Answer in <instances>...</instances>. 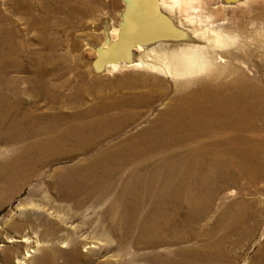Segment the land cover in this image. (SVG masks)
Returning a JSON list of instances; mask_svg holds the SVG:
<instances>
[{"label":"bare ground","instance_id":"obj_1","mask_svg":"<svg viewBox=\"0 0 264 264\" xmlns=\"http://www.w3.org/2000/svg\"><path fill=\"white\" fill-rule=\"evenodd\" d=\"M41 1L39 9L32 0H12L13 10L21 16L25 11L36 14L41 10L42 18L35 17L32 22L22 20L36 32L39 44L48 54L36 55L30 41L19 45L14 35L17 27L0 6V204L52 160L89 152L106 137L143 119L142 111L161 98L153 92L114 100L111 96V100L88 109L87 116L78 114L80 117L69 119L62 114L42 117L24 111L23 95L29 87L31 92L27 96L59 99L62 106L67 100L64 90L67 87L73 98L78 99L96 91L92 87L97 79L90 75L88 80L83 75L81 81L73 84L66 78L70 66L60 62L66 61L67 56L57 54L62 42L52 33L55 27L79 23L81 17L85 18L103 3ZM221 1L224 8L233 3L246 7L216 18L204 0H127L128 15L136 20L135 27H130V33L127 28L121 36L113 30V45L108 52L102 49L100 53L116 60L97 69L110 74L127 69L167 73L179 80L175 96L147 127L55 178L50 187L55 190L58 202L50 201L47 205L55 213H62L57 220L50 218L53 213H42L33 205L24 218L6 221L7 227L17 233L8 239L13 245L0 249V262L123 264L95 261L103 251L120 260L126 251L131 255V246L149 251L147 264H193L196 260L206 264L226 263L224 258L232 250L223 247L226 242L212 234L206 246L185 250L176 247L192 237L193 233L187 231L215 206L222 193L236 187L232 193L240 194L245 186L264 184V3ZM198 10L207 11L208 15L196 13ZM59 13L67 17L60 18ZM131 54L134 60H129ZM28 59H36L34 63L41 75L32 73L27 79L15 75L23 72ZM47 65L49 70L52 66L54 69L44 75L41 72ZM132 78L147 79L137 73ZM132 82L134 88L149 85L160 88L162 84L156 79L149 85L141 83L142 86ZM21 84L28 87L21 88ZM54 103H50V108H54ZM96 113L98 116L93 117ZM74 199V204L63 203ZM91 202L98 203L97 208L112 202L101 218L99 212L91 223L85 218L80 221L81 227H87L97 220L92 238L101 234L106 245L88 243L87 237L74 236L75 231L60 237L59 232L68 230L64 229L66 223L76 220L79 211ZM255 203L235 201L231 208L238 215L226 218L223 215L225 219H216V223L237 231L255 222L256 215L258 223L264 224V208L254 210ZM99 208L94 209V215ZM251 209L255 212L253 216L245 213ZM109 215V221H113L104 228L102 219ZM39 221L45 227L42 238L38 236ZM25 225L29 227V236L23 232ZM135 228L138 236L131 243ZM225 237L229 238V234ZM163 247L165 254H159L156 250ZM15 248L23 253L15 255L12 252ZM260 255L258 262L264 264V251Z\"/></svg>","mask_w":264,"mask_h":264},{"label":"rangeland","instance_id":"obj_2","mask_svg":"<svg viewBox=\"0 0 264 264\" xmlns=\"http://www.w3.org/2000/svg\"><path fill=\"white\" fill-rule=\"evenodd\" d=\"M32 1H34L36 5L39 6V9L42 7L41 0H32ZM100 1L103 3V5L98 6L93 12L89 13V15L86 16L85 18L82 19L81 17L79 23H77V21H74V23H72L73 25L55 27V30H53L52 33L53 34L52 36H54L55 39H58L62 42V45H60L58 47V50L56 51L57 54L61 53L67 56L66 61L60 62V63H67V65L70 66V70H67L66 72V76H67L66 78H70V83L73 84L76 83V81L77 82L81 81L83 75L85 77L84 79L88 80L89 78L88 76L90 75L93 78L97 79L96 85L92 87V89L96 91L87 94L82 99H78V98H73L74 96H72L71 91L67 87L64 89L67 95V100L63 105L65 107H63L62 104H60L59 99L57 101H53L54 99L50 97L27 96L26 94H30L31 92V89L29 87L23 95L24 101L26 103L25 108L23 110L24 111L30 110L36 116H42V117H49V116L52 117L54 114H58V115L62 114L64 117H67L69 119V117L72 118L74 116L80 117V115L78 114H84L85 116H87L85 113L88 109L90 110L97 104H101L104 101L111 100V96H113L112 100H114L122 96L127 97L129 95L141 94L144 92L145 93L153 92L157 95L160 94L158 95V97L160 96L161 98H157L156 100H154L151 106L145 108L144 111H142V116H144L143 119L138 120L133 124L129 125L122 132H117L113 135L106 137L100 144L94 146L91 150L89 149V152L84 153L83 155L79 154L76 156H67L61 159L52 160L40 171L38 169L39 172L36 175H34L31 178V180H29L23 186H21L19 190L16 191L13 194V196H11L10 199L0 204V249L1 250L3 249V247L6 246L8 247L13 245V243H8V239L13 237L17 233L16 230L7 227L6 221L8 220L11 221L12 219L17 221L18 219H21L20 217L24 218L27 211L29 212L30 209L33 207V205H36L39 208L38 210H40V212L42 213L43 212L45 214L53 213L50 218H53L55 220L58 219L57 216L59 214L60 215L62 214V213H55L53 211V208L50 207L51 205L49 206L47 205V203L49 204L50 201H55V203L58 202V200H56V192L50 187V184L55 180L56 177H58L59 174L60 175L65 174L64 170L68 171L69 168L76 167V165L81 164L82 162H87L91 160L96 154L102 152L107 147L112 146L113 144H117L121 140H124L127 137V135L129 136L147 127L149 123L155 120L158 114L164 110L166 103L171 101L175 96V85L179 80H177L172 75H169L167 73L165 74L150 70H134V69L118 70L112 74L105 72L104 70H101L100 72L98 71L99 68L103 69L108 64L116 60L115 58L110 57L106 53H104L103 55H101L100 53V50L102 49L107 50L108 52V50H110V46L113 45L112 36L115 35V34L112 35L113 30L114 31L116 30V33L118 32L117 34L121 36L122 33L125 32L127 28H128V33H130L131 31L130 27L133 25L135 27L136 24L135 23L136 20L134 22L133 16L128 15L129 8H128L127 0H100ZM255 1H257L255 2L256 4L264 3V0H255ZM204 2L208 3L207 4V6H209L208 9L210 10L211 13L213 12L212 15L215 16L216 18L230 16L233 14L235 10L239 11L246 7V5L235 6V4L233 3L231 7L224 8V2H222L221 0H204ZM13 5L14 3L12 2V0H0V6L2 10L7 13L8 18L12 22H14V24L17 27L16 31L14 32L15 41L19 45L22 44L24 41H30L31 49L34 53H36V55L39 52H44V54L46 53L48 54V51H46V49L39 44L37 40L38 36L36 32L28 29L24 21L22 20V18L23 19L25 18L26 20H29V22H32L33 18L35 17L39 16L40 18H42L43 16L42 13H39L41 10L36 12L37 15L35 13H32L31 11L29 12L25 11L22 13L21 16L17 14L16 11L13 10ZM65 8L67 9V7ZM196 13L198 14L203 13L204 15H208L207 11L202 12L201 10H198V12L196 11ZM58 16L60 18L67 17L65 16V14L62 13H59ZM239 19L240 16H237L236 20L238 21ZM104 23L106 24V26H104ZM118 35L117 38L119 39L120 36ZM135 49L136 48L132 49V51H135ZM19 53L22 55L23 50H21ZM20 54L19 56H21ZM134 59H135L134 54H131L129 60H134ZM35 61L36 59L26 60L25 61L26 67L23 70V72L15 73V75L24 76L26 79L29 76H31L32 73L34 74V76L41 75L38 72V67L34 63ZM53 69L54 66L50 67L49 70L47 65L46 67H44V71L41 73L47 75ZM136 73L146 76L147 79L134 80V78L132 77ZM127 77L129 80L127 79ZM153 79L160 80L162 82L160 88L158 86H155L153 88L152 85H149ZM131 80L134 82L136 81L137 84L145 83V85H149L151 87L148 86L147 88H145L141 84L142 87L137 86L134 88V83ZM20 86L21 88L28 87V85L26 84H21ZM96 92H100V94L98 95L96 94ZM162 93L163 94L165 93L164 96H161ZM50 103L55 104L53 109L50 108ZM97 113L93 117H97L98 116ZM6 148L10 149V146H7ZM245 187L246 188L240 194L232 193V190L237 189L236 187H231L226 192L222 193L221 195L222 197L220 196L215 201V206L207 212L208 214L204 213L205 215L204 214L201 215L203 219L201 218V221L195 223L196 225L193 224L192 228L187 231L189 233H193L192 237L189 238L188 240L186 239L184 241L185 243L183 242L182 244L176 246L177 249L185 250V249H190L192 247L198 248V247L206 246V244L212 240V238L210 237L213 235L215 239L217 238L218 240L219 238L226 242L223 247L225 248L228 247L230 250H232L231 254L225 256L226 257L224 258V260L226 261L225 264H259L258 261H260V258L262 257L260 254L264 251V224L260 222L258 223L257 221V219L259 218L258 216L256 215L254 216V218L257 217L255 222L252 221L248 223V225L246 224L245 225L246 227L245 226L241 227L237 231L236 229L233 230V228L229 229L224 227L222 223H216V219H219L221 221L226 218V215L229 216L231 215L233 217L238 215L239 212L231 208L232 204L238 200H243L247 202L253 201L254 203L256 202L255 203L256 205L253 207L254 210L257 207L264 208V197H263L264 184L260 183L259 185L256 186L249 185V187L248 186ZM115 193H117V190ZM113 200L114 199H112V201ZM75 202L76 200L74 199L72 201L63 202V203H65V205L67 206L70 204H74ZM111 203L112 202L107 203L101 208L98 207L100 211H97V214L95 215L93 211L94 209H98L96 207L97 206L96 204L98 203L96 202L88 203L83 209L79 211L80 216L76 220H71L66 223L64 229H68V230H62V232H59L60 233L59 236L67 237L69 232L75 231L74 233L76 234L74 236L87 237L88 243L94 241L96 243H100L101 245H106V240L101 234L96 236V238L94 239L92 238L94 236L93 231L97 227V220L95 224H93L92 226L81 227L80 225L84 218L86 219V221H89V223H91V221L95 219L96 216H98L99 212H101L100 214V218H101V215L103 213H106L110 209ZM254 210L253 209L247 210V212L245 211V213L253 216V214L255 213ZM262 214L264 215V211H262ZM223 215L225 216V218L223 217ZM36 216L37 215H33L32 217L36 218ZM43 217L47 218L46 216H42V218ZM109 218H111V215H109V217L105 219L104 218L102 219L103 221L101 224L102 227L104 225V228H106L108 224L113 221V220L109 221L110 220ZM202 224L204 225L202 226ZM25 227L23 228V232L24 234H26V236H29L28 233L29 227L28 225H25ZM213 227H215L214 231H213ZM44 230H45L44 225L42 224L41 221H39V225H38L39 237L42 238V233L44 232ZM113 234H115V232ZM228 234H229V238L225 237ZM137 236H138V229L135 228L132 232V237L130 239L131 243H133L136 240ZM163 248H160V250L157 249L156 251L157 252L159 251V254L160 253L163 254L165 252L164 250H166L165 247ZM171 248H175V245L172 246ZM15 249L12 250V252L15 255L23 253L22 249L20 248L19 249L15 248ZM130 252L131 255H129L126 251L123 254V257L119 260L120 257H111L112 255L111 253L109 254L108 252L103 251L98 256H96L97 259L95 262L103 261L106 263L108 261H118V262L121 261L123 262V264H127V263L147 264L145 259L146 256L149 254L148 250H140V249L138 250L130 246ZM131 259L133 260L131 261ZM0 264H6V263L1 261ZM193 264H206V263L203 262L200 263L199 261L196 260L193 262ZM210 264H224V263H221V261H217V262H210Z\"/></svg>","mask_w":264,"mask_h":264}]
</instances>
